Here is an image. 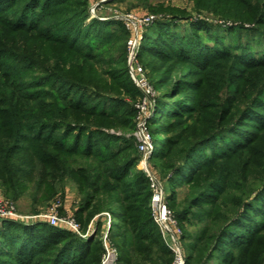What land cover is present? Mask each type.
Wrapping results in <instances>:
<instances>
[{
	"label": "trees",
	"instance_id": "16d2710c",
	"mask_svg": "<svg viewBox=\"0 0 264 264\" xmlns=\"http://www.w3.org/2000/svg\"><path fill=\"white\" fill-rule=\"evenodd\" d=\"M0 3V182L5 194L16 200L33 187L35 193L31 195L35 203L40 197L44 200L42 192L53 194L66 177L71 178L80 196L75 216L83 229L95 213L109 211L112 220L108 234L120 248L118 264H169L171 253L150 213L149 180L136 167L139 154L125 135L134 127V109L119 94L102 93L100 85L104 71L101 73L96 67L100 59L76 47L81 38L90 36L92 29H82L78 25L87 14V0H0ZM19 5L21 9L16 7ZM56 14L55 25L59 31H65L52 35L45 21ZM69 24L76 25L78 37L71 35ZM103 24L100 21L97 25V30L105 33L101 41L83 43L84 47L100 49L108 43L109 34L114 32L102 30ZM123 32L118 33L117 40H121ZM16 34L35 36L41 44L54 42L65 46L68 56L81 59V69L91 66L97 77L85 83L54 69L51 75L60 77L67 85L61 88L54 85L56 79L32 75L35 65L30 56L23 57L29 52H22L24 55L20 56L19 63L11 59L17 57L14 50L18 48L12 46ZM114 45L111 43L109 49ZM162 46V42L155 43L149 50L160 57L172 53ZM178 46L180 50L184 48L182 44ZM226 55L231 54L227 52ZM122 57L121 54L115 64ZM232 57L236 68L244 65L240 68L256 70V81L264 86V56L255 59L243 53ZM23 61L25 65H20ZM206 63H199V66ZM67 64L70 65V61ZM42 66L43 72H47L45 65L41 64L40 68ZM171 67L165 66L163 77L156 81L157 87L170 79ZM127 70L120 64L117 73L110 74L112 81L122 79L119 86H128L132 82ZM73 86L93 96L112 98L122 109L110 112L96 103L86 107L85 93L77 97L70 95ZM169 92L172 98L179 93L173 86ZM170 102L169 106L158 103L155 109L156 115L167 113L168 119H174L159 125L158 129L162 127L166 136L153 157L168 184V200L173 202L172 207L177 204L178 186L184 183L191 189L184 199L186 206H180L176 214L183 230L185 264H264V180L252 190L237 187L244 196L234 195L235 169L224 164V161L231 163L242 152L247 151V155L253 147L251 139L254 136L248 140L250 145L237 140L233 145L232 140L224 141L231 153L228 149L213 151L203 162V152L198 149L203 142L213 140L217 133L254 123L251 116L264 117V111L256 107L264 108V100L251 96L250 90L242 87L231 101L222 105L211 103L208 111H202L203 115L199 114L201 109L197 108V103L187 97ZM194 112L199 116L193 118ZM83 114L99 118L100 122L88 120ZM175 120L179 128L170 135ZM263 123L257 127L256 140L261 135L264 137ZM94 124L96 129H91ZM101 126L117 128L119 133L109 134L103 143L93 142L92 133H105ZM83 129L89 133L81 140ZM70 132H74L71 143ZM111 138H122L126 142L113 143ZM259 152L258 155L249 154L246 161L240 162L241 174L236 173L244 185L249 184V179L261 181L264 178H252L249 174L253 165L260 162L264 166V149ZM4 222L0 227V264H100L103 246L99 231L103 224L83 238L71 230L41 221ZM195 223L200 226L187 232L186 224Z\"/></svg>",
	"mask_w": 264,
	"mask_h": 264
},
{
	"label": "rangeland",
	"instance_id": "374dc122",
	"mask_svg": "<svg viewBox=\"0 0 264 264\" xmlns=\"http://www.w3.org/2000/svg\"><path fill=\"white\" fill-rule=\"evenodd\" d=\"M1 5L0 3V8ZM86 6L87 14L84 19L80 20L78 25L82 29H86V27H91L92 29H90V36L87 39L81 38L76 47H79L78 49L81 52L86 51L89 55H95L96 58L100 59L96 67L101 73L104 71V75L102 74V76L105 82L102 80L100 85L103 91L102 93L119 94L126 100L128 106L134 109V127L125 135L127 136V141L130 139L133 142L135 151L139 154L136 167L144 173L148 170L160 179V182L164 185L168 200V184L166 183L165 177L160 173L159 166L153 156L156 154L157 149H159L166 136L163 128L158 129V127L174 118L168 119L167 113L159 114V116L156 115V106L158 103L161 106H169L172 99L179 100L187 97L188 100L197 103V108L201 109V113L199 114L203 115L202 111H208L211 108V103L215 102L222 105L225 102L231 101L242 87L244 90H250L251 96L256 95L264 100V86L256 81V70L240 68L244 65L236 68L231 62L232 56H236L237 54L246 53L255 59H260L264 56V0H87ZM16 7L21 9L22 6L19 5ZM23 7L25 8V6ZM147 16H150L152 19L146 21L145 17ZM21 17L19 21L22 19ZM56 17L57 14L47 18L45 21L47 28L51 29L52 35H57L65 31H59L58 26L55 25ZM100 21L104 23L101 27L102 30L108 29L109 31H113L114 34H109L108 43L100 49L84 47L83 43H98L104 37V31L97 30V25ZM0 27H2L1 24ZM69 28L71 35H74V37L79 36V33H76L75 24H69ZM121 30L124 31V34H122L121 40L119 41L117 40L119 37L118 33ZM1 31L0 28V33ZM130 38L135 40L136 47L129 44L128 40ZM159 42H162L164 50L172 51V53L160 57L149 50L150 46H154L155 43ZM111 43H115V45L109 49ZM178 44L184 45V48L180 50ZM12 46L17 47L18 50H14L17 53H15L17 57L11 59L19 63L20 56L22 57L23 54L22 52H29L27 55L23 54V57H31V63L35 65L31 70L32 75H45L47 80L56 79L54 80L56 81L54 85L58 87L62 88L67 85L60 77L51 75V71L54 69L59 70L61 74L70 75L75 79H81L85 83H91L90 81H94L97 77V73H93V67L82 66L83 69H81V63L79 62L81 59H78L76 56L73 57L72 55L68 56L67 53L69 54V51L65 46L60 47L54 42L41 44L39 40L35 39V36L32 38L24 34H16ZM134 48L136 52L129 59V53ZM181 52H184L187 56H184ZM227 52L231 55L227 56ZM218 53L219 55H217ZM121 54L123 57L115 64ZM68 61H70V65L67 64ZM25 63L23 61L20 65H25ZM199 63L206 64L201 67ZM41 64L45 65L47 72H43L44 67L42 66L40 68ZM120 64L128 69V75L132 82L128 86L122 85L120 87L119 84H122V79L118 80V82H113L110 76L112 72L117 73ZM135 64L139 65L142 71L141 73H136L134 78L138 80L140 77H144L147 81V84L142 87L143 90L137 85L129 72L130 66ZM167 65H172L171 70L168 72L170 73V79L162 87H157L156 81L163 77L166 70L165 66ZM172 86L176 87L179 91L173 98L168 96ZM148 88L151 89L150 95L146 92ZM71 89L72 92L70 95H75V97L79 93H85L86 99L84 101L86 107L92 103H96L99 108L107 109L110 112L122 109L121 104L115 102L112 98H105L107 96H93L90 92L78 86H73ZM116 94L111 95L115 96ZM148 102H151V108ZM256 107L260 111H264V108L260 106ZM123 108H127V106ZM170 109L171 107L168 110ZM199 114L198 112H194L192 117L199 116ZM83 115L88 120L94 119V122H100L99 118H93L89 114ZM136 116L137 122L143 120L146 122V126L153 140L154 148L152 152L147 153L139 147V142L135 137ZM250 118L254 123H244L240 126L241 128H236L231 132L225 131L217 133L213 140L203 142L198 148L200 152H203L201 160L203 162V159L209 157L213 151L219 152L228 149V153H231V148L224 141L230 142L232 140L235 142L234 140H237L238 143L248 142L247 144L250 145L248 140L254 136L251 139L253 147L249 148L247 155H245L247 152L245 151L236 158H233L231 163L224 161V164L228 163L232 169H235L234 188L232 190L234 195L241 197L244 195H241L236 189L246 187V189L252 190L259 187L264 180V178L261 181L249 179V184L247 182L244 185L236 173L238 171L241 174V160L242 162L246 161L249 158V154L250 156L258 155L260 153L259 151L264 149V137L261 135L256 140L257 131L259 130L257 127L264 122V117L254 118V116H251ZM177 120L172 121L173 127L170 130V135L174 134V131L179 128L177 126L178 124H175ZM95 127L96 124L92 125L91 129H96ZM100 129L105 133H92L93 142L103 143V139H108L109 134L119 133V130L114 127L101 126ZM73 133L70 132L69 134L70 143L73 141ZM88 133V130L83 129L81 140H84ZM111 139H113V143L126 142L122 138L119 140L116 138ZM233 142L232 145L237 143ZM252 169L249 171L252 178L264 176V166L260 162L253 165ZM58 186L53 194L42 192L44 200L40 197V200L34 203L31 195L35 193L33 187L28 191L26 190V192L15 200L5 194L0 182V195L12 201L15 206V212L22 217L21 220H5H14L22 223L41 221L47 224V220L41 214L48 213L51 205L59 203L57 206V214L60 219L72 217L78 221L75 216V209L80 201V196L75 181L66 177L63 185ZM190 192V186L182 183L176 190L175 202L177 203V207H172L173 202L170 200L167 202L177 222V209L182 205L184 207L186 206L184 199L186 196H189ZM38 194H41V191L38 190ZM105 212L109 211L103 210L95 213L89 219L84 229H89L90 233H93L97 226L100 225L99 227H101L105 221ZM24 216L32 218L24 221L22 220L25 218ZM5 220L0 222V227L5 225ZM62 223L63 221L60 220L57 226L60 227ZM48 224L51 225L50 223ZM178 224L181 228L179 222ZM186 225V231L190 232L195 231L200 226V223ZM81 229L84 230L82 226ZM182 231L181 228V235ZM101 235L102 229L99 231V236ZM162 241L165 244L163 238ZM182 244L184 249L183 240ZM117 250L118 252L120 250L118 245ZM170 253L172 260V252L170 251ZM3 257L10 259L6 256Z\"/></svg>",
	"mask_w": 264,
	"mask_h": 264
},
{
	"label": "built area",
	"instance_id": "2783aa9c",
	"mask_svg": "<svg viewBox=\"0 0 264 264\" xmlns=\"http://www.w3.org/2000/svg\"><path fill=\"white\" fill-rule=\"evenodd\" d=\"M152 19L150 16L145 17L146 21H150ZM143 19V21H145ZM129 44L136 47L135 40L130 38L128 40ZM135 48L129 53V59L135 54ZM141 67L139 65H131L130 66V74L132 78L135 80L137 85L142 89L147 84V81L144 77H140L138 80L134 78V75L138 72L141 73ZM143 90V89H142ZM146 92L150 95L151 89H146ZM149 103V102H148ZM149 107L151 108V102L149 103ZM137 116L135 117V137L139 142L140 149H143L145 152H152L154 145L152 137L148 131L146 126V122L139 121L137 122ZM141 160V159H140ZM143 160H145L143 158ZM144 163V162H143ZM145 175L149 180L150 186V213L153 221L157 225L159 232L163 240L165 241L166 246L172 252V260L170 264H185L186 262V254L183 249L182 237H181V228L177 222V219L174 217L172 212L168 206L167 195L165 193L164 185L160 182V179L152 174L150 171L146 170ZM59 203H54L51 205L50 211L48 213L41 214L51 225H58L60 220L63 221L61 228L70 229L75 231L81 237L86 238L89 235L90 230H82L80 223L74 220L72 217H66L64 219H60L57 214ZM105 221L103 224L102 235L100 236L101 243L103 246L102 255L100 259V264H118V250L114 241L110 238L108 234V230L111 224V215L109 212H105ZM25 217V216H24ZM19 216L15 212V206L12 201L5 199L0 195V222L5 219H20ZM32 217H25L24 221H28ZM33 220V219H32Z\"/></svg>",
	"mask_w": 264,
	"mask_h": 264
},
{
	"label": "water",
	"instance_id": "95a60500",
	"mask_svg": "<svg viewBox=\"0 0 264 264\" xmlns=\"http://www.w3.org/2000/svg\"><path fill=\"white\" fill-rule=\"evenodd\" d=\"M89 234L91 235V234H92V232H91V233L89 232ZM88 236H89V235H88Z\"/></svg>",
	"mask_w": 264,
	"mask_h": 264
}]
</instances>
